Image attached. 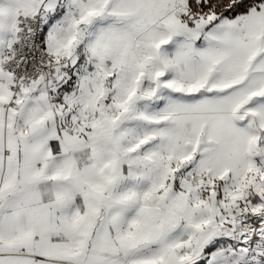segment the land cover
Returning a JSON list of instances; mask_svg holds the SVG:
<instances>
[{"label":"snow or ice","instance_id":"6c2138e0","mask_svg":"<svg viewBox=\"0 0 264 264\" xmlns=\"http://www.w3.org/2000/svg\"><path fill=\"white\" fill-rule=\"evenodd\" d=\"M0 264H264V0H0Z\"/></svg>","mask_w":264,"mask_h":264}]
</instances>
